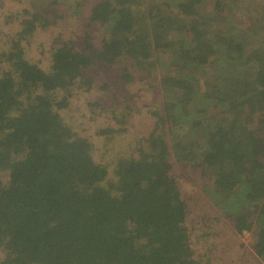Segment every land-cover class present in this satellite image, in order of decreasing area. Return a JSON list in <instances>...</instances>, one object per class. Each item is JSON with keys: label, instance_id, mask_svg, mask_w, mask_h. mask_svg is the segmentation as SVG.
<instances>
[{"label": "trees", "instance_id": "1", "mask_svg": "<svg viewBox=\"0 0 264 264\" xmlns=\"http://www.w3.org/2000/svg\"><path fill=\"white\" fill-rule=\"evenodd\" d=\"M123 2L106 0L92 14L106 36L100 47L57 37L43 70L25 57L36 29L50 24L39 9L74 5L33 0L36 14L22 17L0 51V264H210V249L202 254L197 242L215 236L188 224L197 201L180 175L191 179L189 172L197 177L196 198L225 208L218 207L236 233H253L254 251L264 255V0H180V20L159 3L132 11ZM242 9L255 43L249 52L236 27ZM172 26L190 35L182 52L171 47ZM164 52L172 54L168 63ZM122 58L137 73H160L159 88L145 92H161L164 104L152 113L153 130L110 171L62 113L85 70ZM210 64L212 79L203 71ZM124 115L120 129L98 135L124 132ZM224 255L217 249L216 259L232 257Z\"/></svg>", "mask_w": 264, "mask_h": 264}, {"label": "rangeland", "instance_id": "2", "mask_svg": "<svg viewBox=\"0 0 264 264\" xmlns=\"http://www.w3.org/2000/svg\"><path fill=\"white\" fill-rule=\"evenodd\" d=\"M31 1L33 0H0V51L8 49L9 42L14 38L18 30L21 29L22 19H24L22 17H26L30 13L36 14V10L32 6ZM69 1L74 5L70 9H67L62 3L53 6L51 10L50 7L47 10L39 9L43 15V20L47 19L50 24L44 29H36L30 38V45L26 46L25 44L26 59L38 64L43 70H47L50 63L51 42L53 39H57L58 37L60 42L63 40H71L76 47L81 48L86 44L100 47L99 42L103 37H106L104 35V28L102 27L103 24L100 21L92 19V14L96 12L97 6L106 0ZM120 1L127 2L125 5H128L132 11L143 8L148 9L154 5V2L159 3L162 9L166 8L165 10L169 11H167V14H170V17H177L180 20L181 13L179 12V8L174 5L178 4L180 0ZM165 3H167L166 6L164 5ZM40 4H42L41 0ZM188 16L193 20L191 14ZM245 20H247L246 12L242 9L237 13L236 19V23L240 22L241 24L236 25V27L239 31L243 30L241 32L242 42L249 52L252 49L250 44L253 40L251 39L249 31L246 29ZM142 23L147 24L148 21H143ZM182 27H184V24L180 25V28ZM173 28L175 27L172 26V31L169 35L173 34L171 43L173 41L175 47L170 45L173 51L178 50L182 52L187 47L190 35L186 33V38H183L184 34H178V30V33H175L176 30ZM185 39L188 42L186 41L185 43ZM180 40L182 41L180 42ZM171 58V52L163 53V59L166 63ZM119 60L108 67L104 64H96L85 70L84 82H80L79 85H76L72 89L71 95L73 97L70 106L62 113L64 121L71 127V130L78 137L85 138L91 142L93 146L91 154L94 160L99 164L108 166L110 171L120 158L131 155L142 136H146L148 132L153 130L156 118L152 113L161 109L160 105L164 104L162 102L164 100L161 92L154 94L145 92L150 86L154 90L159 88L158 80L160 73L153 74L154 72L148 69L149 67H145V70L138 71L137 73L136 69L132 67V59L127 61L125 58H122ZM203 71H206L204 75L207 78H213L214 72L211 64L205 67ZM124 73L132 77V82L126 83L123 80L122 75H125ZM140 79L141 81H138ZM85 82L92 83L93 87L90 91L84 90L89 85L85 84ZM81 85H85V88H81ZM194 89L200 90V85L196 83ZM165 92H168L170 96L176 94V92L170 89L165 90ZM60 96L61 94L55 95V99L58 100ZM93 102L97 106L89 107V104ZM123 111L126 112L124 116L127 120L126 124L123 125L125 131L112 135L99 136L98 131L106 127L114 130L117 128L120 129V114ZM161 115L163 116L164 114L161 113ZM165 133H168V131L166 130ZM189 173L191 179L188 176L189 174L180 175L182 177V180H180L184 184V188L190 185L193 192L191 195L197 201L196 205L194 203L192 204V206H195L194 217L189 220V227L194 231L197 230L200 235L208 233L210 236L212 232L213 237L215 236L217 240L218 237L222 236L225 241V243L219 242L220 238L218 241L215 239V241L213 240L210 243L200 240L197 242V248H202V254H206V251L210 249L209 251L213 255V258H210V264H264L263 253H261L262 256L258 257L254 251L253 233L243 231L242 235L237 234L229 224L230 221L221 212V210L225 211V208L218 206L221 209L219 210L215 203L208 198H206L205 202L196 198L197 191L195 188L198 183L197 177L195 173ZM108 179L110 180L111 176ZM210 212L216 215L214 216ZM203 213H206V216H202ZM239 244H242L244 247L238 248ZM217 249L223 250L225 252L224 256H226L227 250L231 252V259L227 260L223 257L216 259ZM202 264H205V258Z\"/></svg>", "mask_w": 264, "mask_h": 264}]
</instances>
